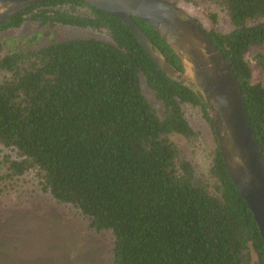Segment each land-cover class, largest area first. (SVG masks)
Wrapping results in <instances>:
<instances>
[{
	"label": "trees",
	"instance_id": "1",
	"mask_svg": "<svg viewBox=\"0 0 264 264\" xmlns=\"http://www.w3.org/2000/svg\"><path fill=\"white\" fill-rule=\"evenodd\" d=\"M167 1L230 64L264 157V0ZM133 20L183 72L154 30ZM28 24L85 35L11 48L7 34ZM185 107L198 110L205 132ZM23 181L90 232L108 233L111 264H264L201 96L167 79L118 19L79 0H45L0 25V185Z\"/></svg>",
	"mask_w": 264,
	"mask_h": 264
},
{
	"label": "water",
	"instance_id": "2",
	"mask_svg": "<svg viewBox=\"0 0 264 264\" xmlns=\"http://www.w3.org/2000/svg\"><path fill=\"white\" fill-rule=\"evenodd\" d=\"M43 1L0 0V25ZM79 1L118 19L167 79L201 96L227 175L252 214L264 245V157L224 55L184 10L167 0ZM133 18L145 22L167 44L183 72L152 46Z\"/></svg>",
	"mask_w": 264,
	"mask_h": 264
},
{
	"label": "rangeland",
	"instance_id": "3",
	"mask_svg": "<svg viewBox=\"0 0 264 264\" xmlns=\"http://www.w3.org/2000/svg\"><path fill=\"white\" fill-rule=\"evenodd\" d=\"M84 35L70 28L39 30L28 24L6 38L13 39L11 48L27 49ZM257 50L264 52V46ZM144 93L152 102L151 95L146 90ZM183 110L193 127L205 132L198 110ZM176 141L187 152L184 143ZM110 240L108 233L95 235L87 230L75 211L52 202L30 182L23 181L15 189L6 183L0 185L1 264H111Z\"/></svg>",
	"mask_w": 264,
	"mask_h": 264
}]
</instances>
